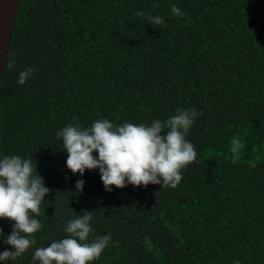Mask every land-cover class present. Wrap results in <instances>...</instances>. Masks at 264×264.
<instances>
[{"label": "trees", "instance_id": "16d2710c", "mask_svg": "<svg viewBox=\"0 0 264 264\" xmlns=\"http://www.w3.org/2000/svg\"><path fill=\"white\" fill-rule=\"evenodd\" d=\"M188 109L200 113L185 137L197 158L176 188L109 192L98 168L66 166L57 132L69 124L150 125ZM10 155L51 191L33 214L36 243L2 264H39L35 249L86 211L88 242L111 235L90 264H264V0H20L0 77V159ZM13 223L0 218L1 253L14 250Z\"/></svg>", "mask_w": 264, "mask_h": 264}, {"label": "clouds", "instance_id": "9594fccd", "mask_svg": "<svg viewBox=\"0 0 264 264\" xmlns=\"http://www.w3.org/2000/svg\"><path fill=\"white\" fill-rule=\"evenodd\" d=\"M171 13L183 17L175 4ZM137 15L145 17L140 11ZM151 25H161L160 16L145 17ZM15 61L8 64L11 68ZM35 71L27 68L19 72L18 83L23 85ZM200 115L194 109L178 110L166 121L153 120L150 125L125 122L114 125L107 119L95 120L90 127L69 124L57 132L62 138L63 147L68 153L66 166L73 174L83 176L86 170L99 169L105 189L112 186L124 188L127 184L147 186L162 185V188H176L181 180V170L196 160L194 145L186 140V134ZM234 162L239 158L240 142L231 141ZM98 152V157L94 153ZM85 181H76V191L83 192ZM51 190L45 186L43 177L34 175L30 159L18 155L0 159V218L12 224V232L4 243L14 250H4L0 260L15 261L36 243L34 234L42 228L40 205ZM90 212L71 219L64 229L63 239L49 242V246L36 248L33 261L39 264H90L98 259L108 246L111 235L104 234L89 241L93 229L90 225ZM0 235L3 230L0 229Z\"/></svg>", "mask_w": 264, "mask_h": 264}, {"label": "water", "instance_id": "95a60500", "mask_svg": "<svg viewBox=\"0 0 264 264\" xmlns=\"http://www.w3.org/2000/svg\"><path fill=\"white\" fill-rule=\"evenodd\" d=\"M19 2L20 0H0V77L5 63L6 53L11 38L13 20ZM0 264H2V260H0Z\"/></svg>", "mask_w": 264, "mask_h": 264}]
</instances>
